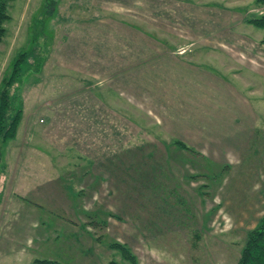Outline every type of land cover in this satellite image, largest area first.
<instances>
[{"label": "rangeland", "instance_id": "rangeland-1", "mask_svg": "<svg viewBox=\"0 0 264 264\" xmlns=\"http://www.w3.org/2000/svg\"><path fill=\"white\" fill-rule=\"evenodd\" d=\"M6 13L0 264H237L264 215V0Z\"/></svg>", "mask_w": 264, "mask_h": 264}, {"label": "trees", "instance_id": "trees-1", "mask_svg": "<svg viewBox=\"0 0 264 264\" xmlns=\"http://www.w3.org/2000/svg\"><path fill=\"white\" fill-rule=\"evenodd\" d=\"M10 0H0V42L5 34L4 24L9 20V16L6 13L7 3ZM249 24L253 25L258 29H264V15L260 17H255L248 21ZM24 55H21L23 57ZM19 66L15 62L13 72L8 83L10 84L14 73L19 70ZM5 83V82H4ZM12 84V83H11ZM7 87L0 92V142H7L13 140L17 133V128L19 124L20 117L17 111L16 116H11L9 118L8 113L12 109L10 102V95ZM173 144L180 148L181 150L191 152V150L178 141H174ZM1 151V150H0ZM1 158V152H0ZM112 249H119L122 256L126 261L135 264L133 256L128 252L127 248L123 245H112ZM35 264H61L56 260L42 259L35 261ZM108 264H115V262H110ZM237 264H264V215L259 220L257 226L247 234L245 244L241 250L240 257Z\"/></svg>", "mask_w": 264, "mask_h": 264}, {"label": "crops", "instance_id": "crops-1", "mask_svg": "<svg viewBox=\"0 0 264 264\" xmlns=\"http://www.w3.org/2000/svg\"><path fill=\"white\" fill-rule=\"evenodd\" d=\"M247 114H249V113H247Z\"/></svg>", "mask_w": 264, "mask_h": 264}]
</instances>
